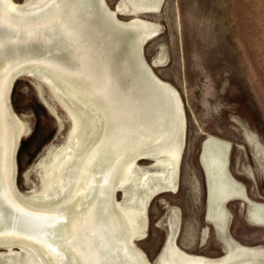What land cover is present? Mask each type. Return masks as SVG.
I'll return each mask as SVG.
<instances>
[{
    "label": "rangeland",
    "instance_id": "1",
    "mask_svg": "<svg viewBox=\"0 0 264 264\" xmlns=\"http://www.w3.org/2000/svg\"><path fill=\"white\" fill-rule=\"evenodd\" d=\"M6 1L30 19L52 9L45 0ZM91 12L114 71L143 70L164 87L173 108L179 104V113L172 108L176 131L166 141L137 136L126 145L125 163L139 155L111 193L112 214L139 264H169L172 242L183 257L264 264V0H99ZM7 104L20 136L11 156L20 203L41 209L81 202L50 182L69 146L87 148L92 118L97 137L87 159L109 133L101 98L82 79L32 65L13 80ZM172 143H181L175 165ZM112 156L107 143L91 170ZM216 172L232 179L230 192L244 193L227 200L228 216L220 218ZM37 257L54 264L40 246L0 237V264H32Z\"/></svg>",
    "mask_w": 264,
    "mask_h": 264
},
{
    "label": "bare ground",
    "instance_id": "2",
    "mask_svg": "<svg viewBox=\"0 0 264 264\" xmlns=\"http://www.w3.org/2000/svg\"><path fill=\"white\" fill-rule=\"evenodd\" d=\"M45 1L50 3V12L39 13L35 19H30V14L0 0V234L16 236L40 246L54 264H139L135 253L130 250L131 238L124 234L112 214L111 193L126 178L139 155L132 154L125 163L122 154L126 145L135 143L137 136L146 141H166L169 134L176 131L173 101L169 103L164 87L151 80L143 70H138L135 75L129 69L119 75L114 71L112 63L106 60L105 40L96 32L93 23L91 8L99 0ZM98 16L100 18L99 13ZM106 18L112 20V15L106 14ZM131 27L136 28L135 25ZM33 63L69 79L76 77L88 82L93 95L101 98L108 113L109 133L92 150L91 157L87 159L85 154L97 137L94 118L91 119L94 131L87 148L78 152L76 147L69 146L50 182L61 195L70 193L72 196L74 193L73 201L81 200L71 208L37 209L23 205L16 200L15 188L9 180L8 164L20 136L15 135L6 94L15 77ZM47 81L53 84L49 79ZM56 92H60V88L57 87ZM178 105L175 102L179 113ZM180 122L183 131V122ZM154 130L158 132L156 135ZM107 143L112 146V158L98 169L91 170L93 163L97 166L102 148ZM169 150L172 165H175L181 143H172ZM212 160L213 167L217 168L220 160L215 157ZM83 161L87 163L81 168ZM216 175L222 179L213 184L220 218L228 216L224 206L227 200L243 197L244 193L230 192L232 179L227 181L222 173L216 172ZM55 195L59 197L57 192ZM50 197L47 194L44 199ZM57 223L62 226L61 235L51 238L50 232ZM173 244L169 264H227L226 260L213 263L188 255L183 257ZM66 250L73 252L70 257ZM37 258L38 261L32 260V264H45L43 259Z\"/></svg>",
    "mask_w": 264,
    "mask_h": 264
},
{
    "label": "water",
    "instance_id": "3",
    "mask_svg": "<svg viewBox=\"0 0 264 264\" xmlns=\"http://www.w3.org/2000/svg\"><path fill=\"white\" fill-rule=\"evenodd\" d=\"M94 14V13H93ZM95 15H92V17H94ZM98 18H99V16H97ZM100 19V18H99ZM94 27L97 29L96 30V32H99L100 33V35L101 36H103V31H102V27H100V26H97V25H94ZM106 50H107V43L105 42V44H104V52H105V56H106ZM106 60H107V58H106ZM126 63V62H125ZM32 65H39V64H30L29 66H32ZM44 67V66H43ZM24 69V68H23ZM23 69H22V71H23ZM11 88V87H10ZM9 91V90H8ZM9 93V92H8ZM8 93L6 94V96H8ZM7 98V97H6ZM12 156V155H11ZM11 158V157H10ZM12 159V158H11ZM10 159V163L8 164V167H9V171H10V174L8 175L9 176V180L12 182V184H13V181H12V169H11V160ZM13 186H14V184H13ZM0 191H1V189H0ZM12 191V190H11ZM14 194H15V197H16V200H18L19 201V199L17 198V193L15 192V190H14ZM20 202V201H19ZM24 205V204H23ZM55 227V229H53L51 232H50V234L51 235H53V236H51V238L52 237H54V236H56L57 238H59V235H61V232H62V226L61 225H59L58 223L56 224V226H54ZM0 236H3L2 234H0ZM13 237V236H12ZM16 237V236H15ZM48 256V255H47ZM49 257V256H48Z\"/></svg>",
    "mask_w": 264,
    "mask_h": 264
},
{
    "label": "flooded vegetation",
    "instance_id": "4",
    "mask_svg": "<svg viewBox=\"0 0 264 264\" xmlns=\"http://www.w3.org/2000/svg\"><path fill=\"white\" fill-rule=\"evenodd\" d=\"M225 227V226H224ZM221 228V227H220ZM221 229H223V227L221 228Z\"/></svg>",
    "mask_w": 264,
    "mask_h": 264
}]
</instances>
